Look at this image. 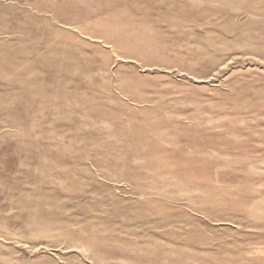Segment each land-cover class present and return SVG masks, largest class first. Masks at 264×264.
<instances>
[{
	"label": "rangeland",
	"instance_id": "1",
	"mask_svg": "<svg viewBox=\"0 0 264 264\" xmlns=\"http://www.w3.org/2000/svg\"><path fill=\"white\" fill-rule=\"evenodd\" d=\"M0 264H264V0H0Z\"/></svg>",
	"mask_w": 264,
	"mask_h": 264
}]
</instances>
